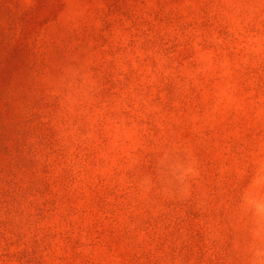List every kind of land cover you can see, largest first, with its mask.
Listing matches in <instances>:
<instances>
[{
  "label": "rangeland",
  "instance_id": "obj_1",
  "mask_svg": "<svg viewBox=\"0 0 264 264\" xmlns=\"http://www.w3.org/2000/svg\"><path fill=\"white\" fill-rule=\"evenodd\" d=\"M0 264H264V0H0Z\"/></svg>",
  "mask_w": 264,
  "mask_h": 264
}]
</instances>
